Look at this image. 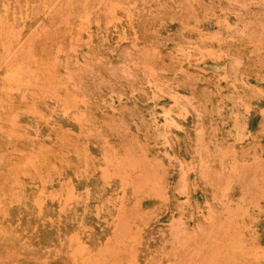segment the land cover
<instances>
[{
  "label": "rangeland",
  "instance_id": "rangeland-1",
  "mask_svg": "<svg viewBox=\"0 0 264 264\" xmlns=\"http://www.w3.org/2000/svg\"><path fill=\"white\" fill-rule=\"evenodd\" d=\"M0 264H264V0H0Z\"/></svg>",
  "mask_w": 264,
  "mask_h": 264
}]
</instances>
